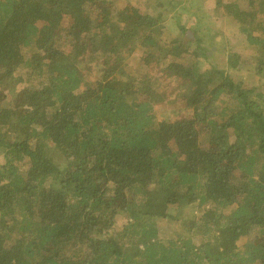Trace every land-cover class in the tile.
Returning a JSON list of instances; mask_svg holds the SVG:
<instances>
[{
    "label": "trees",
    "instance_id": "16d2710c",
    "mask_svg": "<svg viewBox=\"0 0 264 264\" xmlns=\"http://www.w3.org/2000/svg\"><path fill=\"white\" fill-rule=\"evenodd\" d=\"M205 1L0 0V264H264V0Z\"/></svg>",
    "mask_w": 264,
    "mask_h": 264
},
{
    "label": "rangeland",
    "instance_id": "374dc122",
    "mask_svg": "<svg viewBox=\"0 0 264 264\" xmlns=\"http://www.w3.org/2000/svg\"><path fill=\"white\" fill-rule=\"evenodd\" d=\"M126 1H128L127 6L132 5V7H134V4H136L137 2L142 1V0H126ZM166 2H168V0H163L162 3H166ZM212 6H213V3H210L208 0L205 1L204 5H203V11H205V9H206V11L212 9ZM135 8H138V7L135 6ZM186 8L189 9V5H187ZM167 9H168V7L166 5V6H164L163 11H166ZM136 14H138V13L135 12V15ZM221 22H222V23H220L221 29L219 31L223 32L222 39H219L216 42V47H215L216 50H214L212 52L213 53L212 54L213 55L212 60L215 63H217L218 68L220 70H222V71L224 70L226 73L229 72L227 68H224V66H228V65L236 66V67L238 66V67H241L242 69H249L248 66H245V62L257 63L258 61L262 60V58L264 56L259 57V56L254 55L251 52V50L254 51L253 47L249 48L248 45L245 42H243L242 37L240 35L241 31H239V28H237V25L239 23L236 22V20L233 17H229V18L226 17L225 19H222ZM161 24L163 26V22H161ZM195 30L197 32H201L204 35L203 39H205L207 42H210L211 35L215 31V29H213V27H207V28H204V30H203V28L202 27L200 28L199 26H196ZM148 32L153 37L156 38V37H159L161 34H164L166 32V30L165 29L159 30V29L153 28V29H149ZM89 45L90 44L86 43L83 46H81V48L79 50L86 52L89 48ZM224 47L226 49L228 48L227 49L228 51L226 53H224L222 51V48H224ZM231 51L236 52V53H241L243 55L241 57H243V58L235 57V56H231V55L229 56V53H231ZM74 54H77V50L74 51ZM138 56H140V53L138 51H135L130 56H128L129 57V58L127 57L128 65L125 67V69H127L128 71H132L131 59L138 57ZM239 60H243V61L240 62L239 65H237L238 64L237 62ZM156 64H157L156 62H152L153 66ZM244 74H248V72L244 71ZM256 78L257 77L253 75V79L256 80ZM146 79H147V77H144L142 79V82H145ZM4 87L9 92H11L12 94H15L16 89H17V82H15L13 80H8L6 82V84L4 85ZM210 203L211 202H209V204L206 205V208H209L212 206ZM180 207L183 209V208H185V205H181ZM197 212L198 211L196 209H194V207H192V210H187L185 212V214L190 216V218L192 216H196V215L198 218H200L201 215H198ZM159 222L166 230H168L170 232L179 233L181 231H184V229H185V224L183 223V220H180V222H179V225L181 226V228L183 230L173 229L171 227V225L169 224V222L166 220L160 219Z\"/></svg>",
    "mask_w": 264,
    "mask_h": 264
}]
</instances>
